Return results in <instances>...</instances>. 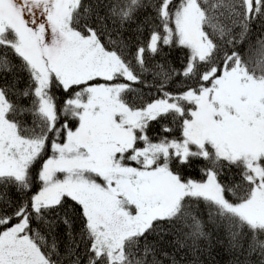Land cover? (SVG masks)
I'll return each instance as SVG.
<instances>
[{
	"label": "snow or ice",
	"instance_id": "6c2138e0",
	"mask_svg": "<svg viewBox=\"0 0 264 264\" xmlns=\"http://www.w3.org/2000/svg\"><path fill=\"white\" fill-rule=\"evenodd\" d=\"M0 264H264V0H0Z\"/></svg>",
	"mask_w": 264,
	"mask_h": 264
}]
</instances>
